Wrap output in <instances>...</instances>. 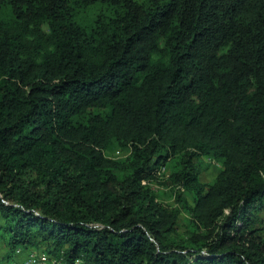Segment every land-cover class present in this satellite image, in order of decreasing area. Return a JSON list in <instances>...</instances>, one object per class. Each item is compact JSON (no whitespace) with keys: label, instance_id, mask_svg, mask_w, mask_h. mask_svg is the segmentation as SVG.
<instances>
[{"label":"trees","instance_id":"trees-1","mask_svg":"<svg viewBox=\"0 0 264 264\" xmlns=\"http://www.w3.org/2000/svg\"><path fill=\"white\" fill-rule=\"evenodd\" d=\"M0 249L264 264V0H0Z\"/></svg>","mask_w":264,"mask_h":264},{"label":"rangeland","instance_id":"rangeland-1","mask_svg":"<svg viewBox=\"0 0 264 264\" xmlns=\"http://www.w3.org/2000/svg\"><path fill=\"white\" fill-rule=\"evenodd\" d=\"M81 19V18H80ZM80 22V20H79ZM85 23H88V21H85ZM124 154L117 152L116 156L117 157H122ZM218 170L219 168L216 167L214 164H209L208 163V169L202 174L201 179L204 183H210L212 182L216 175L218 174ZM160 195H159V199L165 203H173V198H174V194L167 189L166 187H160ZM182 218L183 219H187V215L185 213L182 214ZM184 229H182L180 231L181 235H184ZM3 254V249H0V256ZM26 253H23V255H25Z\"/></svg>","mask_w":264,"mask_h":264},{"label":"built area","instance_id":"built-area-1","mask_svg":"<svg viewBox=\"0 0 264 264\" xmlns=\"http://www.w3.org/2000/svg\"><path fill=\"white\" fill-rule=\"evenodd\" d=\"M47 260L43 253H23L19 252L18 257L11 264H39Z\"/></svg>","mask_w":264,"mask_h":264}]
</instances>
